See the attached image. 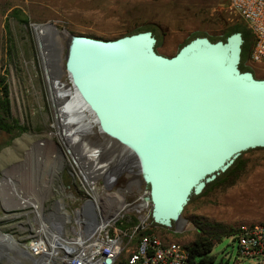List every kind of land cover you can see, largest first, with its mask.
Listing matches in <instances>:
<instances>
[{
    "label": "rangeland",
    "instance_id": "rangeland-1",
    "mask_svg": "<svg viewBox=\"0 0 264 264\" xmlns=\"http://www.w3.org/2000/svg\"><path fill=\"white\" fill-rule=\"evenodd\" d=\"M235 24L246 26L224 0H0V87L4 78L12 117L26 128L10 140L0 130V233L12 236L20 248L1 242L0 264H33L21 247L35 231L38 214L42 219H53L63 236L72 233L76 209L89 196L70 166V151L78 152L66 145L71 146V141L65 136L75 138L68 131L70 126L80 129L81 153L100 169L96 194L105 211H111L121 200L135 205L147 190L135 168L106 185L113 176L103 175L119 156H113L111 146L102 153L104 134L89 111L77 109L71 121L58 116L53 100L56 94L47 72L53 55L58 67L55 79L67 95L75 94L65 70L70 36L107 40L138 28L151 30L155 50L169 57L190 34L220 36ZM245 65L256 78H264V62L246 60ZM57 119L63 120L59 129L65 138L60 135ZM239 157L241 166L235 175L210 182L202 194L192 195L180 219L170 227L153 224L145 212L147 230L165 241L187 245L197 236L195 220L236 230L242 225L264 223V147L248 149ZM62 211L70 215L69 220ZM138 216L131 207L129 225ZM211 254L214 264L253 262L239 254L236 235L215 242Z\"/></svg>",
    "mask_w": 264,
    "mask_h": 264
},
{
    "label": "water",
    "instance_id": "water-1",
    "mask_svg": "<svg viewBox=\"0 0 264 264\" xmlns=\"http://www.w3.org/2000/svg\"><path fill=\"white\" fill-rule=\"evenodd\" d=\"M70 38V85L124 153L106 185L135 168L155 224L170 227L192 195L264 147V78L239 68L240 31L224 41L195 36L169 57L150 30Z\"/></svg>",
    "mask_w": 264,
    "mask_h": 264
},
{
    "label": "built area",
    "instance_id": "built-area-1",
    "mask_svg": "<svg viewBox=\"0 0 264 264\" xmlns=\"http://www.w3.org/2000/svg\"><path fill=\"white\" fill-rule=\"evenodd\" d=\"M224 1L252 34L253 43L246 60L264 62V0ZM73 153L70 151L71 169L89 197L76 209L72 233L66 236L53 219L37 215L36 229L21 247L33 264H191L186 244L165 241L148 232L147 190L137 202L146 203L144 207L137 208L136 204L121 200L107 212L96 194L100 169ZM131 207L139 216L129 225L127 213ZM40 222L49 224L51 229L46 225L43 229ZM235 235L239 254L253 260L251 264H264V223L242 225Z\"/></svg>",
    "mask_w": 264,
    "mask_h": 264
},
{
    "label": "trees",
    "instance_id": "trees-1",
    "mask_svg": "<svg viewBox=\"0 0 264 264\" xmlns=\"http://www.w3.org/2000/svg\"><path fill=\"white\" fill-rule=\"evenodd\" d=\"M138 31L143 30L138 28L130 33ZM236 31H240L242 33V37L244 40L241 48V61L239 64V68L242 71H250L249 68L245 65V61L248 57L251 45L253 43V37L250 30L246 26L242 24H235L229 26L220 36L208 37L211 41H216L219 39L224 41L228 35ZM195 36L207 35L203 33H192L183 41L179 48ZM1 84L2 86L0 87V130L5 132L9 136L10 140L20 135L26 128L24 125H21L15 118L12 117L8 84L5 82L4 78L1 79ZM240 162L241 158L238 157L225 172L221 173L214 181H212L213 184L217 183L221 178L230 175H235V172L240 169ZM202 192L200 194H202ZM193 224L197 229V236L192 242L186 245L190 253L191 264H214V256L211 254L214 243L220 241L225 236H234L239 229L238 228L236 230L224 224L209 221L195 220L193 221ZM148 232L150 231L148 230Z\"/></svg>",
    "mask_w": 264,
    "mask_h": 264
},
{
    "label": "bare ground",
    "instance_id": "bare-ground-1",
    "mask_svg": "<svg viewBox=\"0 0 264 264\" xmlns=\"http://www.w3.org/2000/svg\"><path fill=\"white\" fill-rule=\"evenodd\" d=\"M69 41L70 42H68L69 43V45L71 44V38L69 39ZM56 52V51H55ZM51 57H52V59H51ZM49 59H50V61L52 62L51 64L49 63V66H48V75H49V78H50V82H51V89H52V93H53V95H55L56 94V96H54V101H55V104H56V112H57V114H58V116L60 117L61 116V118L63 119V120H69L70 118H72L71 117V115L72 114H75V112H76V110L77 109H81L82 111H84V110H87V111H89L90 112V114H91V116H92V118H93V120H94V122L96 121L95 120V116H94V114H93V112L87 107V105L84 103V102H82L81 100V98L79 97V95L75 92V94L72 96V97H70L71 96V94L70 95H67L66 93L67 92H65L66 90H65V87L64 88H62V86L58 83V80H56L55 78L57 77V75H58V70H56L58 67L57 66H55V59H54V57H53V55L51 56ZM66 57H67V54H66ZM60 86V87H59ZM64 90H62V89ZM55 97L57 98V99H55ZM68 100L71 102V103H73V106H71L72 104H70L69 102H68ZM57 101V102H56ZM80 111V110H79ZM79 111H78V113H79ZM80 114V113H79ZM77 117H78V115H77ZM77 117H75L76 119H77ZM75 118H74V121H75ZM79 118V117H78ZM91 118V117H90ZM82 119V118H81ZM80 119V120H81ZM62 120V121H63ZM80 120H79V122H80ZM62 121H59V119H57V125H58V129L60 128V126H59V124H64ZM70 121H71V119H70ZM59 122H61V123H59ZM84 122V121H83ZM82 122V123H83ZM71 123V122H70ZM77 123V122H76ZM79 124V123H78ZM66 125H68V126H70L71 124H68V122H67V124ZM80 125V124H79ZM64 126V125H63ZM83 126V125H82ZM71 128L68 130L72 135H74L75 134V138L73 137V139H72V136H71V138H69V136H65V135H62V133H63V131L61 132L60 131V129H59V131H60V135H62L61 137H63V138H65V137H67L68 139H70L69 140V142L71 143V146L69 145V143L67 142V141H65V142H67L66 143V145L68 146V147H73L74 146V149L76 150V152H77V156L80 158V159H84V161L85 162H87V163H89V162H91L92 164H94V162H92V161H86L87 159H86V157L84 156V154L83 153H81L82 151L84 152V150H82V147H81V144H80V142H78V140L80 141V139L82 140V135L81 134H79L77 131V129H79V128H72V126H70ZM81 127V126H80ZM85 127V126H84ZM67 129V128H66ZM75 131V132H74ZM79 131H80V129H79ZM68 132V133H69ZM74 133V134H73ZM63 134H65V133H63ZM77 134L79 135V136H77ZM65 136V137H64ZM77 136V137H76ZM103 137H104V141L101 143V145H100V147H102L103 148V151L101 150V148H100V151H102V153L105 151H107V147L108 146H111V153L114 151V154H113V156L115 157V156H119L120 154H124L123 152H121V149L119 148V145L112 139V138H110V137H108V136H106V135H103ZM66 138V139H67ZM75 140V141H74ZM62 141H63V139H62ZM72 141H73V143H72ZM77 144L78 145H80V146H77ZM75 147H77V148H75ZM109 153V152H108ZM76 157V156H75ZM114 160V159H113ZM99 160H97V162H98ZM114 162V161H113ZM111 163V166H110V168H109V170H108V172H106L105 174L106 175H108L109 174V172H110V170H111V168L114 166V164L116 163ZM82 164L84 165V162H82ZM113 164V165H112ZM18 198H20V197H18ZM18 198H16L15 200H16V202L18 201ZM30 201H32V200H30ZM33 202V201H32ZM33 204V203H32ZM145 204L146 203H144L143 201L140 203H138V204H136L134 207H137V208H139V207H144L145 206ZM34 206H37L36 204H34ZM21 207V206H20ZM22 207H24V206H22ZM60 209H62V208H60ZM62 214H63V216L65 217V220H69L70 219V215L68 214V213H65V212H63L62 211ZM178 219H180V218H178ZM45 225L48 227L47 229H49V227H50V229H51V226L49 225V224H47V223H45V222H40V226L43 228V229H45ZM57 231V230H56ZM55 231V232H56ZM58 234H59V231H58ZM1 242H4L5 244H11L12 246L13 245H15L16 247H18V243H17V241L12 237V236H8V235H6V234H2V233H0V243ZM19 248V247H18ZM23 248H24V246H23ZM9 249H11V248H9ZM20 249V248H19Z\"/></svg>",
    "mask_w": 264,
    "mask_h": 264
}]
</instances>
